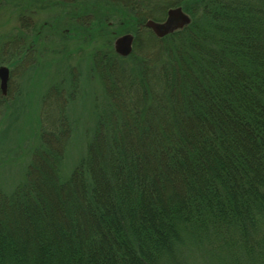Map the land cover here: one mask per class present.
<instances>
[{
	"label": "trees",
	"instance_id": "16d2710c",
	"mask_svg": "<svg viewBox=\"0 0 264 264\" xmlns=\"http://www.w3.org/2000/svg\"><path fill=\"white\" fill-rule=\"evenodd\" d=\"M105 1L136 12L130 65L94 54L103 91L67 177L60 119L0 189V264H264V0H158L190 18L161 38L139 15L156 1Z\"/></svg>",
	"mask_w": 264,
	"mask_h": 264
},
{
	"label": "rangeland",
	"instance_id": "374dc122",
	"mask_svg": "<svg viewBox=\"0 0 264 264\" xmlns=\"http://www.w3.org/2000/svg\"><path fill=\"white\" fill-rule=\"evenodd\" d=\"M99 1L106 2L0 0V66L9 69L6 94L0 91L1 190L10 191L23 180L41 132L56 129L60 119L70 129L62 171L65 177L86 152L95 125L97 97L103 91L93 69V56L104 50L117 54L115 39L126 33L134 35L137 26V15L130 5L112 7L98 5ZM155 1L154 10L141 8L139 15H146L147 20L165 18ZM165 1L173 4L177 0ZM98 21L105 29L95 28L91 36L76 28L95 26ZM155 48L147 42L148 52ZM124 62L130 65L127 56ZM68 90L74 93L70 99ZM59 92L63 93L60 98ZM52 109L53 113H48ZM189 261L207 262L199 253Z\"/></svg>",
	"mask_w": 264,
	"mask_h": 264
},
{
	"label": "water",
	"instance_id": "95a60500",
	"mask_svg": "<svg viewBox=\"0 0 264 264\" xmlns=\"http://www.w3.org/2000/svg\"><path fill=\"white\" fill-rule=\"evenodd\" d=\"M190 21L189 16L183 12L181 7L170 8L165 22L147 20L144 26L149 28L157 37L161 38L172 31L183 27ZM134 35L126 33L118 36L114 41V51L120 56H128L132 52ZM9 80V69L0 66V91L4 95L7 91Z\"/></svg>",
	"mask_w": 264,
	"mask_h": 264
},
{
	"label": "flooded vegetation",
	"instance_id": "af4514ba",
	"mask_svg": "<svg viewBox=\"0 0 264 264\" xmlns=\"http://www.w3.org/2000/svg\"><path fill=\"white\" fill-rule=\"evenodd\" d=\"M175 8H176V7H175ZM169 9H170V8H169ZM169 9H167V11H166V15H165L166 17H165L162 21H160V22H165V21L167 20V13H168V10H169Z\"/></svg>",
	"mask_w": 264,
	"mask_h": 264
}]
</instances>
